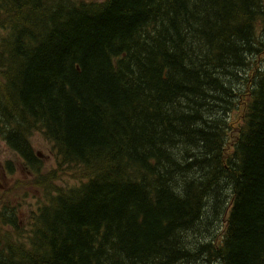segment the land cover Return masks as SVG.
<instances>
[{
  "label": "trees",
  "instance_id": "1",
  "mask_svg": "<svg viewBox=\"0 0 264 264\" xmlns=\"http://www.w3.org/2000/svg\"><path fill=\"white\" fill-rule=\"evenodd\" d=\"M0 142V264H264V0H0Z\"/></svg>",
  "mask_w": 264,
  "mask_h": 264
},
{
  "label": "rangeland",
  "instance_id": "2",
  "mask_svg": "<svg viewBox=\"0 0 264 264\" xmlns=\"http://www.w3.org/2000/svg\"><path fill=\"white\" fill-rule=\"evenodd\" d=\"M31 143L35 150V153L42 160V163L44 164L45 169L55 168L56 167L55 153L53 152L52 145L43 137V135L39 132L34 133L33 136L31 137ZM17 159L18 158L16 157L14 152L9 151L5 147V145L2 142H0V168H1L0 172L2 175L1 183H0L2 185L1 187L7 188L10 185L11 181H13L16 178L23 179V178L29 177V173L24 170V168L21 166V163H18ZM6 161H10L11 164L13 165V172H12V175L10 176H6L5 174L6 173L5 171ZM65 181L67 185L74 184V181L68 178H66ZM210 205L212 206L213 204L211 203ZM24 210H26V208H24ZM216 227L215 228L209 227L210 232L215 231ZM205 231L206 230L203 229L204 235L205 234L207 235L208 231L207 232Z\"/></svg>",
  "mask_w": 264,
  "mask_h": 264
},
{
  "label": "bare ground",
  "instance_id": "3",
  "mask_svg": "<svg viewBox=\"0 0 264 264\" xmlns=\"http://www.w3.org/2000/svg\"><path fill=\"white\" fill-rule=\"evenodd\" d=\"M12 165V164H11ZM11 174V173H10Z\"/></svg>",
  "mask_w": 264,
  "mask_h": 264
}]
</instances>
